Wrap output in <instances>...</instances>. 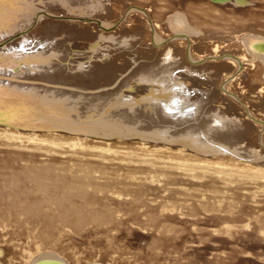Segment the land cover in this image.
<instances>
[{
    "label": "bare ground",
    "instance_id": "obj_1",
    "mask_svg": "<svg viewBox=\"0 0 264 264\" xmlns=\"http://www.w3.org/2000/svg\"><path fill=\"white\" fill-rule=\"evenodd\" d=\"M34 1L0 0V8L5 13L29 11L30 4L35 7L29 24L19 25L15 30L18 27L14 25L15 20L9 24V33L10 27L0 34L1 43L32 27L24 36L19 35L12 43L0 47V206L7 200L9 192H15L19 198L21 195L24 197L29 209L36 200L47 205L58 201V205L65 206L59 213L76 214L77 208L72 204L76 195L71 193V188L76 187L78 194L90 199H95V193L104 188L102 199L110 200L118 209L128 205L129 194L135 190L133 184L146 187L148 183L164 181L161 189L153 188L157 191L175 184L179 188L169 192L173 196L186 184H193L195 179L205 180L197 182L198 185L214 189L215 194L226 193L220 191L226 188L239 196L240 188L231 186L233 179L242 181V185L249 183L251 190L264 192V111L260 114L254 110V107L264 108V0H118L119 6L114 7V14L110 12L113 22L100 21L104 28L100 29L99 36L114 39L126 34L133 38L130 34L138 31L136 39H132L138 44V51L132 60L125 59L122 64L127 68L135 62L131 76H124L121 70L105 75L108 73L105 67L93 63L72 67L62 66L53 59L45 62L51 55L64 60L71 48L81 46V43L77 46L75 41L68 46L65 40L71 42L76 35L87 39L84 28L89 26L86 19L88 10L109 6L112 0H95L93 4V0H40L36 5ZM245 1L249 4L246 5ZM5 13H0V17ZM80 15L86 18H77ZM62 16L78 20L54 18ZM121 20L125 24L120 32L112 34L104 30ZM144 22L152 24L157 44L168 41L159 47L148 46L146 49L155 57L154 63L163 60L169 67H179L172 79L179 88H193L194 97L198 95L200 99L199 106L206 99L205 95L212 94L216 96L214 101H229L240 116L245 111L251 119L242 116L236 120L230 116L231 112H225L213 103L208 111H216L213 114L217 120L211 119V123H220L223 128L238 125L245 130L257 129L256 137L261 136L262 146L258 145L252 154L238 155L234 163H222L187 155L196 151L204 156L233 153L229 146L216 144L200 150L187 136L169 141L152 133L139 134L140 140L155 138L165 144L151 146L145 141H137L130 149L112 146L108 142L89 143L88 140L96 139H88V136L100 133L94 132L95 124L80 119L107 113L104 109L109 103L105 98L113 93L121 92L126 107L122 112L113 111L112 115H130V125L137 127L149 125L154 118L152 104L155 109L156 105L142 97L141 87L133 88L130 83L139 71L144 74H138V81L148 82L153 77L152 72L147 74L152 65L139 60L145 55H140L143 45H146L145 37L152 35L151 31H142ZM74 24L85 27L75 32L72 29ZM59 35L63 38L58 39L54 51L42 53L41 48L40 53L29 56L37 63L25 59L32 62L25 67H38L40 70L37 72L20 67L21 71L15 73L11 68L20 65L21 60L17 63L15 57L12 61L16 65L12 66L11 59H4L9 56L10 49L15 48V43L26 47L30 45L29 39L33 38L31 44L34 46H30L36 50L39 43ZM45 44L48 43L42 45L46 47ZM57 51L62 55L55 54ZM187 59L201 64L191 65ZM40 60L45 63H38ZM193 70H203L210 78H219V84L225 90L224 96L214 94L213 87L207 91L200 89L202 81L191 73ZM90 75H101L105 79L96 81ZM16 78L39 80L42 84L15 81ZM182 102L185 106L186 100ZM145 104L149 105L152 113L144 111ZM240 105L243 109L239 108ZM45 109L48 113L42 112ZM186 116L191 123L194 122V127L205 126L197 114ZM72 119L76 121L69 123ZM67 124L78 127L72 131L75 133L59 131L58 128H66ZM37 128L45 130L37 131ZM211 134L228 143L224 131ZM6 161L14 162L16 171L2 173ZM38 161L40 164L34 165ZM57 163L62 164L57 166L62 167L59 171L54 170ZM261 205L214 207L203 202L201 206L187 209L193 218L180 221H176L179 214L174 211L166 214V210L164 216L159 214L157 218L160 217V222L167 219L168 223H151L155 221L151 215L152 236L148 232L149 222L141 226V231V228L127 226L125 216L115 214L0 219V264H264V204ZM29 209L26 212L31 213L32 209ZM151 209L157 211L159 206ZM184 212L188 213L182 209L181 213ZM201 213H204L202 217ZM105 222L111 225L101 229L98 226L87 227Z\"/></svg>",
    "mask_w": 264,
    "mask_h": 264
},
{
    "label": "rangeland",
    "instance_id": "obj_2",
    "mask_svg": "<svg viewBox=\"0 0 264 264\" xmlns=\"http://www.w3.org/2000/svg\"><path fill=\"white\" fill-rule=\"evenodd\" d=\"M26 1L27 0H25V2ZM94 1L95 0L92 1V4L94 3ZM104 1L105 0H102V2ZM38 2H40V0H35L34 4L36 5L38 4ZM117 2L118 0H112L109 6L101 7V8L94 7L93 9L88 10L87 18L82 17V15L77 16V18L78 17L86 18L89 21L88 23L89 26L87 28H84L85 26L81 24H78V25L74 24L72 29H74L75 31L83 27L84 29L87 30L86 31V34L88 36L87 39L83 38L82 35L74 36V33H73L74 40L71 41L70 39L71 42H69V39H66L65 44L69 46L75 41V44L77 46L79 45V43H81V46L76 47V48L74 47L71 48L72 51L71 50L68 51L69 53L66 55V58L64 60H60L59 58L58 59L52 58L54 56L57 57L56 55L49 56L46 59V61L44 59L43 60L47 62L48 60L53 59L59 62V64L62 66L70 65L72 67H76L80 63H83L84 66L88 65V63H93L95 65L99 64L100 66L105 67L106 71H108V73L105 75H111L112 73H114V71H117V70H121L120 72L124 76L130 75L132 71L134 70L135 62L134 64L131 63L130 65H128L127 68L123 67L122 64L124 63L125 59L132 60L133 56H135V54L138 51L137 49L139 47L138 44L132 41V39H136V37L138 36L137 34L138 31H136V33L130 34V35H133V38H130V36L126 34L118 35V37L114 39L113 37L109 38V36L103 37V38H102V35L99 36L100 31H101L100 29L104 28L101 25L100 21L105 20L107 22H110V21L113 22L114 17L111 13L114 14L115 12L114 7L119 6ZM248 4L249 3L247 2L246 5ZM29 6H30L29 11L20 10L16 12L17 16L19 17H17L16 14L12 12L5 13L4 10L0 8V13H5L3 17L2 16L0 17V20H1L0 21L1 23L0 34H1V31L6 32V30L10 27L9 30H7V33H9V31L11 30V25L9 26V24L11 22L14 23L15 20H16V23L14 25L16 24L18 25V27L15 28V30L19 29L20 26L29 24L28 20H30L31 17L34 16L35 14L34 5L30 4ZM32 8L34 9L32 10ZM107 13H110V14H107ZM54 18H56V20H62V19L78 20L77 18H69V17H63V16L62 18L61 17H54ZM123 20H121L118 23L115 22L116 24L114 23L111 25L110 28H107L104 30L110 31V33L112 32V34L117 33L118 31L120 32V29L125 24ZM2 24H4L3 25L4 27H2ZM31 28H27L28 30L27 29L21 30V32L19 31L20 33L17 32L13 37H11V39L9 38L7 39V41L6 40L2 41L0 43V47H2L5 43H9V44L12 43L15 39H17L19 35L24 36L25 34L31 31ZM141 29L145 33L148 31L149 32L151 31L152 35L145 37L146 45L145 46L143 45L142 47L143 51L140 53V55H143L144 53L145 55H143V57L140 58L139 60L148 62L149 64L152 65V68L147 73L149 74L152 72L153 74V77L149 80L152 81V80L158 79L159 81H152V82L138 81V74L139 73L140 75L144 74L143 71H139L137 74H135L136 76H133V80L130 83L133 84L134 86L133 88L141 87L142 88L141 93H143L142 97L143 98L146 97V101L154 103L156 105V109H155V107L152 104V107L154 110L153 111L154 118L150 120L151 123L149 125L145 124L146 126L137 127L135 125H130V122H129L130 115H127V114H123V115L121 114V115H115V116L112 115L113 111L122 112V109L126 107L125 99L121 97V92L113 93V95L109 96L108 98H105L107 99L106 102L109 103L108 106L104 109V111L107 110V113L103 112L102 114H98L96 117H93V118H87L85 116L80 119V121H88L92 124H95L94 125L95 127L93 129L95 130L94 132L100 133L98 135L88 136V139H93V140L96 139L94 141L88 140L90 144L98 145V143L103 144L104 142H108V143H111L112 146H117L119 148L125 147V148L130 149L134 147L137 141H143V142L145 141L151 146H156V145L160 146L162 144H165L163 143V141L162 142L160 140L156 141L155 138H151L147 140H140L137 136L139 134L152 133V134H155L159 138H162V137L167 138L169 139V141H172L178 138H185L187 136L189 137V140L193 141L200 150L208 149L210 148V146H214L216 144L223 145V146H229L230 149L234 150L233 153L216 154V155L210 154V156L209 155L204 156L199 151L195 150L196 152L194 154L187 155L189 158L198 157V158H202L205 160L218 161L222 163H228V162L234 163L238 155L242 156L244 153L249 154V152L251 153L254 149L258 147V145L260 146L263 145L261 136L258 135V137H256L257 129L245 130L239 127L238 125L236 126L232 125L230 127L225 126L223 128V127H220L219 125L220 123L215 122L216 125L212 124L210 121L211 119L217 120V118L213 114L216 111L212 113L208 111L210 107L209 105L213 103L215 106L217 104V106L220 109L224 110L225 112L226 111L231 112L232 114L230 116H232V118L236 120L238 119L240 120L242 116L247 118V120H251V119L249 118L247 113L245 114V111L240 116L239 112L235 110V107L231 105L229 101H225V102L214 101L216 96L212 94H210V96L209 94L205 95L206 99L204 98V101L199 106L200 99L198 95L194 97L195 91L193 88L192 89H188L185 87L179 88V85L175 84L174 83L175 81L172 80L174 75L179 71V67H169L167 66V63L163 60L160 61V63L158 64L154 63L155 57L152 55V53L149 50L146 49L148 46L159 47V45H162L168 41L167 40L161 41L158 44L155 42V33L154 31H152L153 27L151 23L149 25L148 22L147 23L144 22L143 28ZM67 30L68 28L66 27L65 31ZM60 37L61 39L63 38L62 35L61 36L59 35V36H54V38L47 39L48 42L44 41L48 43V44H45L46 47L43 46L44 42H41V44L39 43V45H37V48L39 49H36V50H34L36 47L34 48L31 47V46H34V43L31 44L32 42L31 39L33 40V38L29 39L28 41V43L30 42L31 46L28 45L25 47L21 43H15L14 45L15 48L10 49L8 53L9 56H5L4 59L8 60L9 58V61L11 59L10 63L12 66H14V64L16 65L15 62L18 63V61L21 60L20 65H17L13 69L11 68V70L13 71L15 70V73L18 71L20 72L21 71L20 67L24 68L26 65H30V64L32 65V62H30V60L33 61V63H37L35 62L36 60H34V58L31 59L29 58V56L31 57V55L33 54L35 55L37 53H40L41 48H42V53L43 51L44 52L46 51L45 53L49 54L52 50L54 51L53 47L55 46V44L58 43L57 41ZM34 40L37 41V39H34ZM82 44H84V46H82ZM22 53H25L26 55ZM58 53L59 55L60 54L62 55V53L59 51L55 52V54H58ZM15 57H16V60L14 62L12 61V59H15ZM26 58L30 60L28 59L25 60ZM43 60H40L38 63H45L43 62ZM187 60L191 65L201 64V62L199 61H195V60L193 61L189 59ZM103 63L105 65H103ZM24 69L30 70L31 72H37L38 70H40L38 67H33V66L32 67L28 66V67H25ZM50 70L52 71L53 69L50 68ZM73 70L75 71L76 68H74ZM191 73L193 75L196 74L199 77L198 81L200 82L202 81L201 82L202 85H200V89L202 88V90L207 91L209 88L213 87L215 90L213 91L214 94L220 93L221 95H223L225 93V90H223L222 89L223 87H221L219 84V80H218L219 78H210L209 76H207L205 72H203V70L202 71L193 70ZM90 76L94 77L93 75H90ZM94 79H96L97 81V80H102L105 78L104 76L100 75V76L94 77ZM14 80L21 81V82H27V83L35 82L37 84H42V81H39V80H26V79H21V78L20 79L16 78ZM204 82H206V84ZM133 88L131 87V89ZM233 88L235 89V86H233ZM128 89L129 88H125L124 90H128ZM183 99L186 100L185 106L182 102ZM239 108L243 109L241 105L239 106ZM143 109L144 111L148 110L150 113H152L151 108H149V105L147 104L143 106ZM45 110L42 112L48 113V111L47 110L45 111ZM254 110L258 111V113L260 114H263L264 108L254 107ZM109 111L111 114H108ZM187 114L191 117L197 114L201 118V120L205 123V126L202 128L194 127L193 126L194 122L191 123L190 120H188L190 118H186ZM224 114H227V113H224ZM89 115H90V112H89ZM39 116H43V114H40ZM53 117L55 118V116ZM73 120L76 121V119H72L71 121H68V122L72 123L74 122ZM254 124L256 125V123ZM66 126H67L66 128L64 127L58 128L59 131L64 132V133L66 132L75 133L72 131H76L78 128L76 125L72 126L71 124H67ZM36 130L39 131L40 129L38 130L37 128ZM43 130H45V128L41 129L40 131H43ZM213 131H216V132L224 131L226 133L225 140L227 139L228 143L221 142L220 140L214 138L211 134ZM122 133H126L128 136H125ZM78 136L82 138L81 135H78ZM252 144H253V147L251 146ZM250 146L252 148H250ZM235 153H237V155H234ZM40 161L35 162L34 165L40 164L39 163ZM21 162L24 163V161H21ZM14 165H15L14 162L6 161L3 165L4 170L1 172L10 173L11 171H16L14 170L16 169ZM55 165H56V167H54L55 171H59L60 170L59 168H62V167H59V168L57 167L58 165L59 166L62 165L60 163H57ZM103 180L105 181V179ZM233 180L234 181L231 182V186L240 188L239 196L235 195L233 191L228 190L226 188H223L220 190L226 193H221V194L216 193L215 194L214 189L212 188L207 189V187L203 188L199 186L198 183H200V181L203 182L205 180H198V179H195V181H192L193 184H186L184 187L180 188L179 192H175L173 196H171L169 192H171L172 190L174 191L176 188H179L175 184L164 186L165 188H163L162 191L161 190L157 191L153 188L155 187L156 189L160 188V186H163L164 181L162 183L160 182L148 183L146 187H141V186H138L137 184H133V187L135 188V190L132 191L131 194H129L130 197H128V200H129L128 205L124 208H118V209L114 208L110 200L102 199L101 196H102L104 188H101L99 192L95 193V196H96L95 199H90L87 196L78 194L76 187H73L71 188V193L75 194L76 198L72 201V204H74V206L77 208L76 212L78 213L76 214L67 213V212H64L63 214L59 213V211L62 212L64 210L65 206L58 205L57 204L58 201H55V204L51 203L47 205V203L39 204L40 201L36 200L35 202L36 204H30L31 209L34 206V208L31 210L28 208L29 205L24 200V197H22V195L19 198L18 195L15 194V192L14 193L9 192L7 200L4 201V204L2 206H0V219L20 220V219H35V217L36 218H52V217H68V216H84V215H91V216L98 217L103 214H115V216H120L123 218L125 216V218L128 219L126 224L127 226H130V227L141 228V226L145 222L147 223L149 222L147 224L148 225L147 227H149L148 232L150 231L151 236H152V233L154 232L153 230L154 227L151 226V223L158 222L161 225L164 223H168L167 219H164L162 222H160V219H159L160 217L157 218L159 214L164 216V212L166 210H167L166 214H168L167 212L172 213V211H174V213L176 214H179L178 219L176 221H180L181 219H184V218H189V217L193 218V216L189 214V211L187 209H189V207L191 206H201V203L203 202L208 203L210 206L213 205L214 207L244 206V205H256V206L259 205L261 207L262 206L261 204H264V201H263L264 192H257L254 189L253 190L249 189L248 188L250 185L249 183L247 185L245 184L242 185L243 183L242 181H239L238 179H233ZM116 185H117L116 183L113 185L114 189ZM180 204H183V205L181 206ZM157 205L159 206L160 211L159 210L153 211L151 208ZM28 209L29 211L31 210V213L26 212L28 211ZM182 209L184 211H187L188 213L187 214H185V212L181 213ZM34 211L36 212L35 215L33 214ZM151 215L154 216L153 219L155 218L154 219L155 221L150 223L151 221L150 219H152ZM203 215L204 213H201V217ZM109 223L110 222H105V224L100 223V225H95V226L90 224L89 226L87 225V227L89 228L100 227L99 229H101L102 227L104 228L106 226H110L111 224ZM142 229L143 228H141L140 230L143 231ZM141 242L146 243L144 240H141ZM174 254H176V251H174Z\"/></svg>",
    "mask_w": 264,
    "mask_h": 264
}]
</instances>
